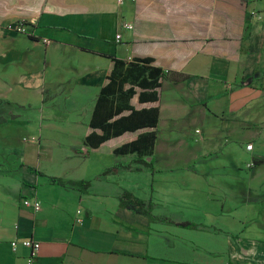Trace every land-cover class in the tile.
I'll return each mask as SVG.
<instances>
[{"label": "crops", "instance_id": "0c3cea01", "mask_svg": "<svg viewBox=\"0 0 264 264\" xmlns=\"http://www.w3.org/2000/svg\"><path fill=\"white\" fill-rule=\"evenodd\" d=\"M108 57L164 73L151 155L84 145ZM0 264H264V0H0Z\"/></svg>", "mask_w": 264, "mask_h": 264}, {"label": "trees", "instance_id": "16d2710c", "mask_svg": "<svg viewBox=\"0 0 264 264\" xmlns=\"http://www.w3.org/2000/svg\"><path fill=\"white\" fill-rule=\"evenodd\" d=\"M108 58L112 61V70L107 77V84L99 92L90 121V127L99 129L101 134L92 132L84 139V145L89 148H97L106 140L121 136L126 132H136L145 128L135 140L115 149L114 154L151 155L157 138L159 109L157 106H153L137 110L130 104V101L138 94L140 103L158 102V90L162 86L164 73L160 68L152 66V60L149 58H136L131 62H125L115 57ZM137 89L140 90L139 93ZM114 103H116L115 110L112 109ZM125 111H128V114L122 115ZM38 174L40 173L38 172ZM50 181L58 184L62 182L60 179L54 178ZM71 184L87 187L89 181L83 180ZM122 202L131 210L150 214V203L146 204L130 193H124ZM178 225L186 228L191 227L188 223H178Z\"/></svg>", "mask_w": 264, "mask_h": 264}, {"label": "built area", "instance_id": "2783aa9c", "mask_svg": "<svg viewBox=\"0 0 264 264\" xmlns=\"http://www.w3.org/2000/svg\"><path fill=\"white\" fill-rule=\"evenodd\" d=\"M124 27L127 28V29L132 28V26H131V25H128V24H125ZM119 38H120V35H117V36H116V39L118 40ZM246 148H247V150H251V149H252V144L247 145ZM25 204H26V205H29V202H28V201H25ZM31 205L33 206V208H34L35 210H37V209L39 208V205H38L37 202H34V203L31 204ZM22 244H23L25 247L31 248L32 250H36V251L39 250V248H40V244H39L38 242H33V241H30V240H24V241L22 242ZM12 246H13V247L15 246V242L12 243Z\"/></svg>", "mask_w": 264, "mask_h": 264}]
</instances>
